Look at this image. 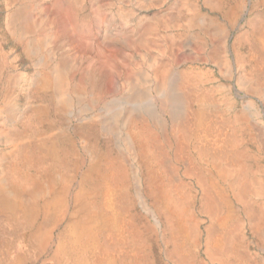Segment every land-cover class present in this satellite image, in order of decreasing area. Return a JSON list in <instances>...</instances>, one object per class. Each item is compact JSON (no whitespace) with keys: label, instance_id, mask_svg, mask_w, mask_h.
I'll return each mask as SVG.
<instances>
[{"label":"bare ground","instance_id":"obj_1","mask_svg":"<svg viewBox=\"0 0 264 264\" xmlns=\"http://www.w3.org/2000/svg\"><path fill=\"white\" fill-rule=\"evenodd\" d=\"M41 1L3 0L6 31L34 61L32 72L13 63L4 70L0 52V217L9 238L3 251L16 264L24 256L36 264H140L143 241L160 229L181 253L196 236L192 196L170 176L178 177L176 163L191 154L199 202L211 218L206 250L231 264L236 245L226 225L236 216L233 199L260 230L253 198L264 185L253 166L264 158V0H137L166 3L137 39L142 49L152 45L155 27L175 33L162 36L167 56L154 60L139 53L136 40L108 50L118 80L103 101V73L84 71V86L69 76L68 44L48 32ZM68 1L85 13V0ZM176 42L183 47L177 69L170 67ZM151 88L161 92L158 110ZM81 96L91 110L134 100L107 122L80 115L72 122ZM144 102L153 108H137ZM136 208L149 210L153 224Z\"/></svg>","mask_w":264,"mask_h":264},{"label":"rangeland","instance_id":"obj_2","mask_svg":"<svg viewBox=\"0 0 264 264\" xmlns=\"http://www.w3.org/2000/svg\"><path fill=\"white\" fill-rule=\"evenodd\" d=\"M3 3V0H0V52L4 55V70H7L11 66L10 64L13 63L16 71L32 72L34 61L25 57L21 47L5 29L3 24L5 6H3ZM102 3L106 4L108 8L102 9ZM85 4V13L82 15H78L75 12L68 0H42L39 8L41 13L50 21L48 32L53 35L55 41H66L68 44L67 48L63 49L65 52H63L71 56L74 61V67L69 70V76L74 77L75 80H78L84 86L86 84L84 71L97 70L101 75L103 73L102 87L105 96L102 98L103 101L104 99L107 100L108 93H113L117 89L118 80L117 71L110 69L111 64L107 57L108 50L122 48L124 44L136 40L137 45L140 47L138 49L139 53H143L145 50L152 60L157 59L159 54L167 56L162 36L172 35L175 33L174 29L176 28H169V26L163 28L162 25V27L159 26L150 30L148 38L152 41V45L148 46L147 49L143 48V50L137 39L142 35L144 29L152 28L151 25L157 20V16L166 8V3H162L159 6L154 4L141 6L137 0H85ZM115 9L127 14V22L118 17ZM111 15L117 20L114 24H110L111 18L109 17ZM78 24H81L82 27H76ZM42 34L39 35V38L45 35V33L44 35ZM182 52V45L176 42L173 47V54L170 57V67L177 69L182 59ZM150 94L154 107L158 110L161 102V92L158 93L151 88ZM74 99L76 104L74 105L75 107L72 106L68 117L71 118L72 122H76L77 115H80L83 122L90 123H94L96 120H101L102 122L111 120V117L115 114L119 115L124 110L131 108L130 103L134 100H119L115 103L107 104V106L102 102V105L105 106L91 110L92 103L87 96ZM153 104L138 103L137 108L142 110V108L148 106L149 109H152ZM161 117L163 120L164 118L167 120L165 113ZM164 123L169 126L168 121H164ZM244 137L247 138L245 144L248 148L255 151L256 143L249 140L248 137ZM75 145L78 146V143L76 142ZM191 156V154L190 157L185 155L183 159L178 160V163H176L178 177L170 176V184L181 182L191 194L192 199L189 205L195 218L193 230L196 236L194 240H190V237L187 239V245H184V249L180 253L172 250V243L169 241L170 238L167 234L160 229L151 230L148 233L147 240L143 241L144 248L140 252V264H222L219 260L212 259L206 250L207 229L211 223V218L206 210H203L199 202L201 192L197 186L196 179L192 175L194 164ZM254 167L258 169L264 185V158L258 160ZM253 200V207L258 211L256 212L260 214L262 212L263 214H261L258 233L251 229L244 212H242L241 202L235 199L232 200V209L236 216L229 220L230 222H227L226 225V230L230 231L231 234L233 233L232 241L236 245V253L228 258L231 264H264V194L254 196ZM135 211L144 215L145 218L147 217L146 220L147 222L149 221V225L153 224V218L149 210L136 208ZM7 229V225L0 217V264H16L15 259L8 257L6 252L3 251L8 238ZM234 236L239 243L236 239L234 240ZM169 256L170 258H168ZM20 264H36V262L24 256Z\"/></svg>","mask_w":264,"mask_h":264}]
</instances>
